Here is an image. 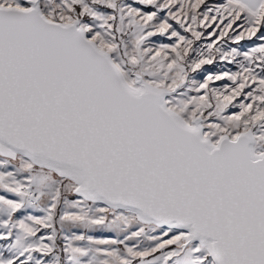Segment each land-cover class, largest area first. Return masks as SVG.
<instances>
[{
  "label": "snow or ice",
  "instance_id": "obj_1",
  "mask_svg": "<svg viewBox=\"0 0 264 264\" xmlns=\"http://www.w3.org/2000/svg\"><path fill=\"white\" fill-rule=\"evenodd\" d=\"M0 264H264V0H0Z\"/></svg>",
  "mask_w": 264,
  "mask_h": 264
}]
</instances>
